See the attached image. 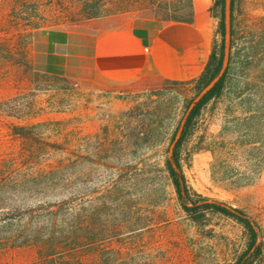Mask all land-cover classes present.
<instances>
[{"label":"rangeland","instance_id":"obj_1","mask_svg":"<svg viewBox=\"0 0 264 264\" xmlns=\"http://www.w3.org/2000/svg\"><path fill=\"white\" fill-rule=\"evenodd\" d=\"M212 13L219 50L220 7ZM137 17L186 20L191 2L0 0V264H233L244 249L235 220L214 213L199 226L187 215L166 170L205 86L159 76L79 82L35 61L40 30L110 29ZM226 71L183 146V171L196 192L252 215L264 243V165L256 173L244 151L223 157L215 176L208 149L221 135L236 141L253 115L264 126V0L234 1Z\"/></svg>","mask_w":264,"mask_h":264},{"label":"crops","instance_id":"obj_2","mask_svg":"<svg viewBox=\"0 0 264 264\" xmlns=\"http://www.w3.org/2000/svg\"><path fill=\"white\" fill-rule=\"evenodd\" d=\"M191 19L137 17L110 29L40 30L34 38L39 68L79 82H127L159 76L172 82L198 78L213 48L214 0H190Z\"/></svg>","mask_w":264,"mask_h":264},{"label":"trees","instance_id":"obj_3","mask_svg":"<svg viewBox=\"0 0 264 264\" xmlns=\"http://www.w3.org/2000/svg\"><path fill=\"white\" fill-rule=\"evenodd\" d=\"M234 1L231 0V18L233 17ZM225 3L226 0H214L212 10L220 7V32L222 34V42L219 50L214 45L210 54L209 60L204 71L196 78L198 81V89L201 90L206 86L221 70L224 59V45H225ZM190 18L186 20H190ZM227 71L220 77L214 86L203 95V97L196 103L188 115L182 132L176 141L171 155H168L165 164L169 178L174 185L175 191L178 195L182 209L187 215L199 226H205L208 222L209 214H222L236 222H238L244 229L246 235V243L244 249L238 254L233 264H255L263 259L264 243L260 240L261 227L252 215L247 213L244 209L233 207L225 202H219L204 196L188 184L185 177L182 165V151L185 142L192 135V129L195 120L201 113L202 108L212 98L219 97L224 88ZM256 112V111H255ZM255 116L249 117L250 122L246 125L245 132L241 134L236 141H227L226 136L221 135L219 140H213L212 144L208 146L215 158L213 162V174L216 176L225 171L221 169L223 157L226 158L235 156V159L241 152H247V158L255 162L254 171L260 172L264 165V126L261 122L254 119ZM246 120V119H245ZM257 121V122H256ZM177 132L172 138V142ZM254 171H252L254 173ZM235 177H240L242 174L235 168V172H230Z\"/></svg>","mask_w":264,"mask_h":264},{"label":"water","instance_id":"obj_4","mask_svg":"<svg viewBox=\"0 0 264 264\" xmlns=\"http://www.w3.org/2000/svg\"><path fill=\"white\" fill-rule=\"evenodd\" d=\"M230 41H231V0H226V3H225V56H224V63H223L222 69L215 76V78L200 91V93L194 98V100L190 104V106L187 109L185 116H184V118H183V120H182V122L178 128L177 134H176L173 142L171 143L170 155L172 154L173 147H174L176 141L178 140V138L182 132V129L185 125L186 119H187L188 115L190 114L191 110L196 105V103L203 97V95H205L208 92V90H210L214 86V84L220 79V77L223 75V73L227 67L228 60H229Z\"/></svg>","mask_w":264,"mask_h":264}]
</instances>
